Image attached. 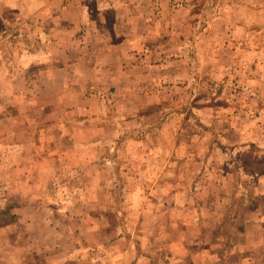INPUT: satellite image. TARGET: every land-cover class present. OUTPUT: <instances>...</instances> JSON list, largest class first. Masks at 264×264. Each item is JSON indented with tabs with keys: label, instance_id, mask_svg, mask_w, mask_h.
I'll return each mask as SVG.
<instances>
[{
	"label": "rangeland",
	"instance_id": "1",
	"mask_svg": "<svg viewBox=\"0 0 264 264\" xmlns=\"http://www.w3.org/2000/svg\"><path fill=\"white\" fill-rule=\"evenodd\" d=\"M15 8L0 0V249L264 264V0Z\"/></svg>",
	"mask_w": 264,
	"mask_h": 264
},
{
	"label": "crops",
	"instance_id": "2",
	"mask_svg": "<svg viewBox=\"0 0 264 264\" xmlns=\"http://www.w3.org/2000/svg\"><path fill=\"white\" fill-rule=\"evenodd\" d=\"M24 2H25V0H16V8L15 9L18 12L20 11V7L22 6V4ZM47 6L48 5H46L44 8H46ZM98 65H99V67H98ZM103 66H104L103 62H101V61L98 62V64L96 65V67L100 68V70H102L101 67H103ZM124 69H126L125 66H124ZM126 72L127 71L124 70L123 75L128 77V74H126ZM118 73L119 72L112 71V75H115L116 77H118L120 75ZM106 122H109V121H106ZM107 126H108V124H104V125H100V126H95L93 129L95 132L100 133V136L103 138V137H105L104 132L106 131L105 129L108 128ZM100 136L98 139H94L90 143V145L93 148L98 147L99 145H103L106 141L109 142L107 138L102 139ZM48 143L50 145V142H48ZM30 206H32V205H30ZM33 223H39V220H34ZM11 226L12 225L10 224V227ZM7 227H9V225L5 226L3 231H4V233L8 234V231H10V230H6V229H8ZM7 239H8V241H6V245H3L2 248L0 249V264H37L38 260L43 258L41 253H32L28 250L30 245H33V241L29 237H26V238H24V240L22 239V241H20L13 236L11 237V235H10Z\"/></svg>",
	"mask_w": 264,
	"mask_h": 264
}]
</instances>
